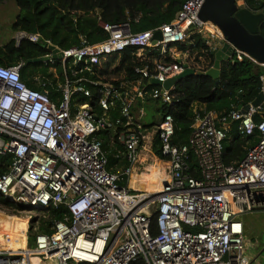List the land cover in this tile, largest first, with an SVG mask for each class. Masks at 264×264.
<instances>
[{"label":"built area","instance_id":"1","mask_svg":"<svg viewBox=\"0 0 264 264\" xmlns=\"http://www.w3.org/2000/svg\"><path fill=\"white\" fill-rule=\"evenodd\" d=\"M205 3L186 0L175 19L156 30L132 33L128 23L104 25L105 41L89 44L81 37L80 47H58L65 80L56 87L55 100L48 91L55 88L52 83L42 82V90L26 85L24 62L0 66V169H5L0 196L15 210L68 212L51 234L35 235L33 248L0 249V264H253L242 216L264 212V120L255 121L260 108L250 103L246 114L238 108L223 117L197 108L186 145L174 143V118L163 116L155 135L169 163L156 160L154 165L168 181L155 194L146 190L153 142L138 105L150 98L174 104V86L164 85L189 68L188 54H175L176 63H158L156 74L137 68L141 78L136 81L113 85L87 78L101 58L131 48H138V56L144 48L166 55L173 44L195 47L191 37L200 35L211 49L218 42L213 49L218 50L225 42L222 33L209 31L210 22L199 18ZM158 31L162 41L153 45ZM42 40L39 33L19 32L16 37L17 45ZM50 45L46 41L47 49ZM48 51L46 64H54ZM147 82L155 86L147 89ZM261 83L262 92L264 76ZM88 85L100 94V115L78 100L92 99ZM234 123L243 140L256 141L239 164L226 165L225 143ZM101 133L108 134L109 148L125 166L109 168L112 152L104 149ZM193 157L195 169L190 166Z\"/></svg>","mask_w":264,"mask_h":264},{"label":"trees","instance_id":"2","mask_svg":"<svg viewBox=\"0 0 264 264\" xmlns=\"http://www.w3.org/2000/svg\"><path fill=\"white\" fill-rule=\"evenodd\" d=\"M7 0H0V4ZM21 15L12 26L14 32L39 33L43 40L38 44L28 41L17 45L14 39L3 42L0 48V65L12 66L24 62L21 71L22 80L34 90L37 88L36 78L47 84L52 83L55 88L48 91L53 100L59 97L56 92L57 83L65 80L64 77H56L49 72V65L42 63H29V60L44 57L49 54L46 41L62 50L81 46V37L89 44L105 41L108 33L104 25H121L128 23L132 33H140L156 30L163 24L171 23L180 11L186 0H14ZM245 7L255 13L264 9V0H243ZM238 3L242 4L240 0ZM259 33L264 37V22L260 26ZM191 40L195 47L185 44H173L169 47L166 55H161L160 49L144 48L141 56H138V48H131L122 53L105 56L99 64L94 66L95 73L87 75L93 81L118 85L122 82L136 81L141 75L136 69L148 67L151 74L157 73L158 63L172 64L177 59L174 56L179 52H186V63L196 74L180 80L174 86L175 100L173 105H168L160 100L148 99L145 108H153V124L145 126V130L157 126L158 118L171 115L175 123L174 143L186 145L192 133V126L196 118L197 107L205 108L215 113L218 117L226 116L233 109L245 107L253 103L261 93V77L264 76V68L255 61L244 55L235 54L229 62L221 65V75L218 80L206 76H199V72L209 71L215 64L217 50L211 49L200 35H193ZM240 56L241 59H238ZM63 73L61 70L60 75ZM146 88L155 86L153 83H145ZM88 87L93 92L92 99L79 98L80 103H90L96 114H100L98 107L100 94L92 86ZM141 106V105H139ZM118 114L113 113V117ZM160 119V120H161ZM264 120V105L255 116V121ZM238 123L231 126L229 140L225 143L224 163L226 165L239 164L246 156L250 144L256 139L243 140L238 134ZM104 142V149L112 152L109 148V136L107 133L99 134ZM152 152L158 164H168L169 159L162 156L161 145L158 135H155ZM109 168L116 164L125 166L126 163L117 159L114 153L108 155ZM190 166L195 169L194 157L190 160ZM5 169H0L2 174ZM198 177V173L195 174ZM0 206L15 209L13 204L0 196ZM48 220L40 227V233L51 234L55 222L63 220L68 212L64 208L50 209L46 211ZM153 234H157L156 216L152 222ZM28 243L31 248L34 244V235L30 228ZM49 264V263H44Z\"/></svg>","mask_w":264,"mask_h":264},{"label":"water","instance_id":"3","mask_svg":"<svg viewBox=\"0 0 264 264\" xmlns=\"http://www.w3.org/2000/svg\"><path fill=\"white\" fill-rule=\"evenodd\" d=\"M199 18L203 22H211L218 27L225 39L216 52L214 66L207 72H199V76L218 80L221 75V65L231 61L236 53L250 58L259 65H264V37L259 33L260 26L264 22V9L255 13L246 7H239L237 0H206ZM160 41H162V33L158 31L152 43L157 45ZM48 49L56 61L62 60V51L58 47L50 45ZM48 60V57H40L28 62L46 63ZM195 74V70L187 68L183 75L167 81L164 86L166 89H171L183 78ZM154 83L157 82L154 81ZM263 105L264 91L252 103L255 108H261ZM249 108L250 105L240 107L241 113L246 114Z\"/></svg>","mask_w":264,"mask_h":264},{"label":"rangeland","instance_id":"4","mask_svg":"<svg viewBox=\"0 0 264 264\" xmlns=\"http://www.w3.org/2000/svg\"><path fill=\"white\" fill-rule=\"evenodd\" d=\"M242 3V7H245L243 0H240ZM238 3V0H237ZM21 15V10L18 8L14 0H7L6 3L0 5V36L3 42H8L17 37L16 32L13 31L12 26L17 20V18ZM222 33V32H221ZM223 35V34H222ZM45 64L46 63H42ZM49 65L50 74L61 73V70L64 71V65L61 61H56L54 64ZM59 75V74H58ZM155 105V104H152ZM151 105V106H152ZM147 108L145 110V116L143 118V123L146 126H151L153 124L152 114H154L153 108ZM100 115V114H99ZM160 117L158 118V122L160 121ZM158 124V123H157ZM156 132V126L151 127L148 130L146 135L153 142ZM153 156V155H152ZM154 160V161H152ZM152 160L148 163L154 164L156 162V158L153 156ZM0 213L4 215L20 217V216H29L30 221L28 222V229L26 235L28 236L30 228L32 229V235H35L40 231V227L42 226L44 221H47L48 215L45 211H36V210H15L4 208L0 206ZM242 221L245 224L247 231V253L249 258L251 259L253 264H264V212L252 213L247 216H242ZM245 232V233H246ZM34 245V244H33ZM120 246V243L117 244V247ZM27 249H31L28 238H27Z\"/></svg>","mask_w":264,"mask_h":264},{"label":"bare ground","instance_id":"5","mask_svg":"<svg viewBox=\"0 0 264 264\" xmlns=\"http://www.w3.org/2000/svg\"><path fill=\"white\" fill-rule=\"evenodd\" d=\"M238 5L242 7V4L238 3ZM207 29L214 33H221L220 29L211 22L207 25ZM148 170L150 172V182L146 190L158 194L162 189L163 181L166 182L168 179L165 177L164 172L161 171L162 169L154 164H150ZM29 221L30 217L27 215L14 217L0 213V249H10L14 251L26 249V232Z\"/></svg>","mask_w":264,"mask_h":264},{"label":"crops","instance_id":"6","mask_svg":"<svg viewBox=\"0 0 264 264\" xmlns=\"http://www.w3.org/2000/svg\"><path fill=\"white\" fill-rule=\"evenodd\" d=\"M6 2H7V1L3 2L2 4L6 3ZM243 2H244V1H243ZM244 4H245V3H244ZM0 5H1V4H0ZM16 33H19V32H16ZM1 38H2V37L0 36V46H1L0 48H2V43H3V42L1 43V40H2ZM14 40L16 41V38H15ZM2 41H3V40H2ZM221 45H223V44H221ZM221 45H219V48H220ZM215 47H218V42L215 43L213 49H214ZM219 48H218V49H219ZM0 66H2V65H0ZM58 74H59V73L54 74V76H56V77H58V78H59V77H64V78H65L64 71H63V73H62L61 75H60V74L58 75ZM36 81H37L36 87H37V88H41V87H42V82H41L40 78H36ZM63 82H64V80H63V81H59V82L57 83V86H58V85H61ZM42 89H43V87H42ZM147 104H148V102H146V104L139 103V105H141V106L138 105V108H139V109H140V108H141V109H142V108L144 109V116H145V110H146L145 105H147ZM197 108H198V107H197ZM145 126H146V125H145ZM246 227H247V226H246ZM246 227H245V228H246ZM246 229H248V228H246ZM246 231H247V230H246ZM246 234H247V232H246ZM246 234H245V236H246V239H247V235H246ZM247 244H248V243H247ZM248 246H249V245H248Z\"/></svg>","mask_w":264,"mask_h":264}]
</instances>
